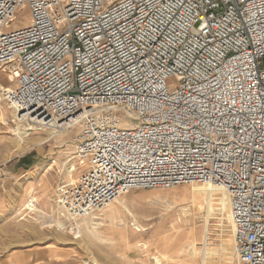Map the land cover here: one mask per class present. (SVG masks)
Returning <instances> with one entry per match:
<instances>
[{"label": "built area", "instance_id": "2783aa9c", "mask_svg": "<svg viewBox=\"0 0 264 264\" xmlns=\"http://www.w3.org/2000/svg\"><path fill=\"white\" fill-rule=\"evenodd\" d=\"M22 11L28 25L12 27ZM2 70L13 123L78 130L62 219L214 185L236 264H264V0H0Z\"/></svg>", "mask_w": 264, "mask_h": 264}, {"label": "rangeland", "instance_id": "374dc122", "mask_svg": "<svg viewBox=\"0 0 264 264\" xmlns=\"http://www.w3.org/2000/svg\"><path fill=\"white\" fill-rule=\"evenodd\" d=\"M28 23V12L22 11L12 27ZM0 82L14 86L4 72ZM0 104L6 110H0V199L6 204L1 207L0 264H84L92 254L101 264H236L227 194L213 186L136 190L86 220L62 219L59 189L83 171L71 141L78 130L55 136L37 129L24 143L14 138L13 110ZM22 160L30 167L5 178L6 170ZM71 165L77 169L72 177ZM32 200L37 209L28 212Z\"/></svg>", "mask_w": 264, "mask_h": 264}, {"label": "bare ground", "instance_id": "6f19581e", "mask_svg": "<svg viewBox=\"0 0 264 264\" xmlns=\"http://www.w3.org/2000/svg\"><path fill=\"white\" fill-rule=\"evenodd\" d=\"M5 73L7 74L4 70L1 71V73ZM9 78V81L11 80L12 81V78H14V75L11 74L7 76ZM2 88H5L2 83L0 82V89ZM2 102V100H0V103ZM11 108V107H10ZM0 110L2 111V113L6 114V110H5V107L0 104ZM11 111H12V108H11ZM14 113V111H13ZM12 113V114H13ZM14 116V115H13ZM16 124V128L14 130V138L15 140H19L21 142H26L30 136L33 134V132L37 129H43V128H46V124H42L40 120H37V119H34L33 117H28L26 118V120H23L22 122L20 123H14ZM41 128H39V127ZM46 130H49L51 132L52 135H58V134H62V132L60 130L57 129L56 126L54 125H50L49 127L46 128ZM36 132V131H35ZM49 141V139L47 140H41L40 141V144H45ZM51 142V141H50ZM50 166H53L52 163H49ZM76 166L75 165H71V168L69 169L68 173L70 175V177L73 176V173L76 171ZM206 186H213V187H216L214 185H206ZM216 188H219V187H216ZM221 189V188H219ZM223 190V189H221ZM227 194V193H226ZM228 198V197H227ZM229 202V201H228ZM29 206V210H34V209H37L36 208V202L34 200L30 201L28 204H27V207ZM39 212L40 215H43L42 212H40L39 210H37ZM47 214V213H46ZM45 216V215H44ZM86 220V219H84ZM83 220V221H84ZM60 228H65V225H59ZM73 231H75V229L73 228ZM78 234V233H77ZM84 264H101L97 259L96 257L92 254L91 255V259L90 260H86Z\"/></svg>", "mask_w": 264, "mask_h": 264}, {"label": "crops", "instance_id": "0c3cea01", "mask_svg": "<svg viewBox=\"0 0 264 264\" xmlns=\"http://www.w3.org/2000/svg\"><path fill=\"white\" fill-rule=\"evenodd\" d=\"M0 141H1V136H0ZM27 157V156H26ZM25 159H27V158H25ZM30 167V162L29 161H27V160H22V161H20V165L19 166H17V168L15 169V168H10V169H8V170H6V172L4 173L5 174V178L7 177V175H21V174H23L26 170H27V168H29ZM14 169H15V171H14ZM6 203H8V202H6ZM9 204V203H8ZM2 205H6L5 204V202H3L1 199H0V221H2V217H1V207H2ZM3 218H6V216H3Z\"/></svg>", "mask_w": 264, "mask_h": 264}]
</instances>
